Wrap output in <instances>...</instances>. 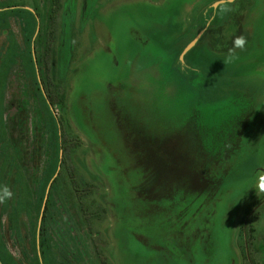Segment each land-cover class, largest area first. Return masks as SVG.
I'll return each mask as SVG.
<instances>
[{"label": "rangeland", "instance_id": "obj_1", "mask_svg": "<svg viewBox=\"0 0 264 264\" xmlns=\"http://www.w3.org/2000/svg\"><path fill=\"white\" fill-rule=\"evenodd\" d=\"M221 1L0 0L2 264H100L92 239L107 264H264V0ZM53 15L52 80L66 96L54 111L78 137L70 157L92 185L85 203L105 213L89 230L68 185L48 189L55 174L40 235L55 125L30 45L34 22L40 49ZM21 108L42 132L39 170L23 171L10 144ZM204 174L209 198L194 190Z\"/></svg>", "mask_w": 264, "mask_h": 264}, {"label": "trees", "instance_id": "obj_2", "mask_svg": "<svg viewBox=\"0 0 264 264\" xmlns=\"http://www.w3.org/2000/svg\"><path fill=\"white\" fill-rule=\"evenodd\" d=\"M46 42L44 44V68L42 67V63L40 61V80H38V77L36 75L35 67H34V74L35 78L40 86V83L43 86V94H42V100L48 109L51 119L54 123L55 131L53 132V135L51 137V142L53 143V150L55 154V160L52 164V168L50 170V177L47 181L46 188L44 189V197L42 198V201L46 198V190L50 183V181L53 179L54 175L57 174L58 168L60 167L59 173L55 180L53 181L51 188L58 184L59 180H63L65 182L66 186L68 185V188H70L74 194H75V202L77 204L78 212L83 220L88 222L89 230H92V224L91 221L94 218H97L98 220H101L104 216L105 210L102 208L92 210L91 207L85 203V200L90 197L92 194V185L88 184L86 181L81 180L80 178H77L78 175V169L76 168L75 164L71 160L70 154L73 149L78 148V137H69V135L66 133L65 129L62 126L61 120L58 117H55L53 111L55 106H61L65 104L66 96L65 94H59L57 90V86L52 80V64L54 61V46L56 44V36L55 35H47L44 39ZM31 47V45H30ZM31 53V61L33 63V57L32 52L30 48ZM34 66V65H33ZM45 95V96H44ZM49 105L53 108V111L49 107ZM19 116L14 115L13 120V126L10 128V144L14 153L15 160L18 164V166L23 171H28L30 168H37L40 169L41 160L43 156V146H42V132L40 129H35L34 132H31L28 128V113L25 110V108L19 109ZM55 112V111H54ZM24 125V128H23ZM27 128V129H26ZM24 130V131H23ZM23 131V133H22ZM62 152V157L60 153ZM147 178H145V181H143V184L146 182ZM211 178L210 175L207 176V174L202 175L199 181V184L194 185L197 186L196 189L198 192L204 194L207 193L208 195L211 193ZM220 181V180H219ZM68 182V183H67ZM141 195V194H140ZM159 201V200H157ZM147 202V201H146ZM44 203V202H43ZM147 205V204H146ZM145 206V205H144ZM43 207V204H42ZM157 209L161 208L162 206H154ZM76 208V209H77ZM161 212H165L164 210L159 209ZM49 211V203L47 200V204L44 210L43 218L41 220V226H40V235L42 232H44L43 229V221L46 217L47 212ZM167 213H170L172 210L166 209ZM247 214V219L241 223V233L240 236L243 237V240L245 243L249 244L252 243V241L255 239L256 236V229L254 225V221L251 220L250 215ZM180 218L182 217V211L179 213ZM255 216V215H254ZM179 218V219H180ZM178 219V220H179ZM252 219H255L253 217ZM251 220V221H250ZM246 238V239H244ZM93 244L97 246V256L100 261V264H107L106 259L104 257V254L100 251L97 242L95 239H92Z\"/></svg>", "mask_w": 264, "mask_h": 264}, {"label": "flooded vegetation", "instance_id": "obj_3", "mask_svg": "<svg viewBox=\"0 0 264 264\" xmlns=\"http://www.w3.org/2000/svg\"><path fill=\"white\" fill-rule=\"evenodd\" d=\"M60 9H61V6L56 4L55 7L53 8V10L49 11V12H51V13L54 12L55 13V11L57 12ZM2 18H4V17H2ZM40 22H42V21L40 20ZM43 22H44V27L45 28H44V32H43V36H42L43 37L42 42L39 44L40 45V49H39V46L36 45V42H37L36 40L39 37L40 31H41V24L39 25V20L38 19H37L36 22H34L35 23L34 28H36V25H37L38 33H37V35H35L36 36L35 40H33V42L31 40V43H32L31 52H32V57H33V65L35 67V71H36V75L38 77V80H40V70H39V67H41L40 66V61L42 63V67L44 68V52H45L44 44L46 42L44 39H45V37L47 35H56V33H55L56 16L53 15V16H50L48 19L45 18V20H43ZM62 22H63V30H64V41L67 42V38H68L69 33H70V22H71V20H70V22H68L66 19H62ZM68 27H69V29H68ZM23 29H24V25H23ZM23 39H25V38H23ZM62 51H61L62 57H63L64 61H67L65 59ZM53 54L55 55V50H54ZM39 83H40V85H42L41 82H39ZM244 239H246V238H244ZM0 264H2V260L1 259H0Z\"/></svg>", "mask_w": 264, "mask_h": 264}, {"label": "clouds", "instance_id": "obj_4", "mask_svg": "<svg viewBox=\"0 0 264 264\" xmlns=\"http://www.w3.org/2000/svg\"><path fill=\"white\" fill-rule=\"evenodd\" d=\"M221 11H224V8H222ZM234 43H235L236 47L243 48L246 41H245V38L243 36H239L235 39ZM232 56H233V52H232V50H230L229 60L232 59ZM258 187H259L260 191L264 192V176L260 177V183H259ZM5 195L10 196L11 193L8 192L7 189H5ZM2 199L3 198H0V200H2Z\"/></svg>", "mask_w": 264, "mask_h": 264}, {"label": "water", "instance_id": "obj_5", "mask_svg": "<svg viewBox=\"0 0 264 264\" xmlns=\"http://www.w3.org/2000/svg\"><path fill=\"white\" fill-rule=\"evenodd\" d=\"M235 0H225V1H221L220 3H218L216 6H219V5H222V4H232L234 3ZM49 107L51 108V110L53 111V108L49 105ZM55 117H57L56 113L53 111ZM61 157H62V152L60 153ZM59 170H60V167L58 168V171H57V175L59 173ZM56 175V176H57ZM53 182V181H52ZM51 182V183H52ZM51 187V184L49 185L48 189H50ZM47 197H48V191H47V195H46V198L44 200V203H43V207H42V211H41V216H40V223H41V220L43 218V214H44V210H45V207H46V204H47ZM39 223V224H40Z\"/></svg>", "mask_w": 264, "mask_h": 264}]
</instances>
